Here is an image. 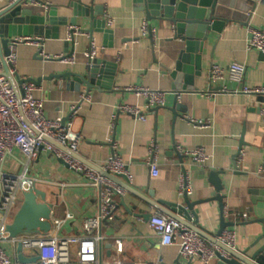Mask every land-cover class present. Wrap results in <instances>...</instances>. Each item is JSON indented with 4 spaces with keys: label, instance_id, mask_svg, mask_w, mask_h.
I'll list each match as a JSON object with an SVG mask.
<instances>
[{
    "label": "crops",
    "instance_id": "obj_1",
    "mask_svg": "<svg viewBox=\"0 0 264 264\" xmlns=\"http://www.w3.org/2000/svg\"><path fill=\"white\" fill-rule=\"evenodd\" d=\"M75 2L98 9L96 19L106 21L112 39L97 31L91 37L86 31L90 28V18L78 17V24L70 25V20L75 18L70 5ZM10 3V0H0V12ZM250 3L253 9L247 14L246 24L232 22L221 34L209 33L201 75L194 78V90L174 91L173 80L165 67H174L182 46L172 41L174 34L169 24L159 27L153 22L151 31L146 12L136 0L30 1L29 8L35 11L57 8L58 18H66L68 25L60 27V39L34 37L43 44L18 45L16 74L21 80H41L36 85L35 97L44 101L47 119H66L71 108L78 106L74 130L82 139L76 155L101 169L113 155L115 144L116 153L129 166L132 175L131 183L125 179L121 182L127 183L133 191L125 190L124 196L112 198L117 210L102 223L98 232L102 236L100 263L203 264L198 259L180 258L176 245H162L149 224L157 214L168 216L172 212L171 203H183L184 197L179 194L183 168L189 173L193 188L190 200L202 202L195 207L200 229L212 237L220 230V203L212 199L215 189L210 182V174L218 172L224 185V217L234 224L229 229L236 232V251H244L264 234V225L258 222L264 218V174L259 173L264 164V97L245 95L239 84L230 81L212 88L220 91L225 86L227 91L216 92L212 97L206 95L212 64L225 68L235 62L244 64L247 67L245 86H264V53L248 48L249 28L264 30V0ZM144 21L149 25L145 37L142 36ZM109 22L112 23L110 27ZM73 27L83 33L74 36V45L69 42L75 62L66 64L61 58L66 56L68 31ZM53 34L51 31L50 36ZM91 56L114 64V68L105 66L114 71L112 78L104 75L111 80V89L100 87L88 91L85 85H71L73 78L52 77L66 72L85 74ZM189 66L195 69L194 60ZM128 88L172 93L166 98V106L155 110L148 107L145 98L126 91ZM174 92L185 93L177 100ZM84 94L90 95V102H80ZM176 104L184 108L180 117L173 112ZM120 106L139 107L146 120L138 121L129 114L120 113ZM152 143L159 148L160 174L157 178L152 177L147 165ZM197 147L205 148L211 157L205 169L177 151V148L193 150ZM240 151L242 158L238 164L236 156ZM23 162L22 154L15 151L6 159L4 170L20 174ZM29 175L37 180L36 188L53 205V222H64L60 232L62 238L80 236L84 221L98 215V193L86 186L87 178L47 150L40 152L30 166ZM22 201L23 196L21 204ZM35 253L29 249L23 252L28 259L35 258ZM9 254L15 256L12 248ZM71 257L73 264H77L76 246L71 248ZM210 264H218V261Z\"/></svg>",
    "mask_w": 264,
    "mask_h": 264
},
{
    "label": "built area",
    "instance_id": "obj_2",
    "mask_svg": "<svg viewBox=\"0 0 264 264\" xmlns=\"http://www.w3.org/2000/svg\"><path fill=\"white\" fill-rule=\"evenodd\" d=\"M17 0H10L13 4ZM255 4L263 0H249ZM112 25L108 23V27ZM149 25L146 21L142 24V36L149 32ZM248 48L264 53V30L249 28ZM83 31L78 28H70L67 41H72L74 36ZM33 39H16L10 44V54L5 58L10 73L16 74L17 47L20 44L35 43ZM94 40L92 49L94 50ZM93 56V55H92ZM91 56V58H93ZM63 59V57L61 58ZM66 64H74L75 58L63 59ZM247 67L244 64L232 63L227 68L212 64L208 82V97H212L216 92H225L224 86L220 91L212 88L221 86L226 81H230L241 86V92L248 96H263L264 86L250 88L245 86ZM21 93L17 95L8 79L4 76V69L0 62V264H21L17 259V247L22 245L25 250H35V258L39 260L34 264H73L71 248L77 247V264H102L99 260V243L102 236L98 233L104 220L111 218L117 210L116 204L112 201L115 196H124L126 191L100 175L97 171L77 160L51 142H55L63 148H67L72 153H77L81 135L74 130V120L78 106L71 108L68 119L59 118L49 120L45 115V104L43 100L37 99L35 93L38 87L34 83H25L20 88ZM128 92H135L147 100L148 107L163 108L166 106V98L172 92L154 91L147 88H128ZM185 92H174L177 100H181ZM89 94L81 96L80 102H90ZM120 113L129 114L138 121H145L146 115L139 107L120 106ZM264 122V108L262 110ZM116 145H113V155L101 168L102 171L113 176H123L129 183L132 182V175L129 166L116 153ZM47 150L57 159L66 163L69 168L76 173L83 174L87 178L86 186L94 189L98 193L99 213L94 218L84 221L82 234L78 237L62 238L61 229L63 221L53 222V229L48 234L33 233L24 234L18 237H10L7 228L12 224L14 217L21 206V199L24 193L36 187L37 180L30 177V166L39 158L40 152ZM15 151H19L24 157L23 171L20 174L8 173L4 170V164L9 156ZM178 154L189 158L193 164L201 169H205L211 160L207 150L197 147L193 150L177 148ZM242 151L239 152L237 163L241 162ZM151 175L157 178L159 170V148L156 143L149 147V159L147 162ZM260 174H264V164L260 168ZM193 188L189 173L184 171L179 180L180 196H191ZM150 227L160 238L164 246L176 245L179 247L180 258L187 261L200 260L203 264H210L220 259H229L230 256L224 250L202 238L194 231L188 229L181 223L165 215L157 214L150 219ZM218 241L227 248L236 251V232L226 229L218 238ZM12 248L15 256L9 254ZM109 264H122L112 262ZM155 264V263H146Z\"/></svg>",
    "mask_w": 264,
    "mask_h": 264
},
{
    "label": "water",
    "instance_id": "obj_3",
    "mask_svg": "<svg viewBox=\"0 0 264 264\" xmlns=\"http://www.w3.org/2000/svg\"><path fill=\"white\" fill-rule=\"evenodd\" d=\"M31 0H17L15 3H10L0 12V62L4 69V76L8 79L12 88L17 95H20V87L25 83H34L38 85L41 80L20 79V76L10 73L8 64L5 60L10 54V44L18 38L34 39V37H52L60 39V27L67 26L66 18H58L57 8H50L49 11H35L29 8ZM141 4V10L146 12L147 19L150 23V29L153 30V22H157L159 27L169 24L174 34L172 41H178L181 44L178 60L173 68L165 67L168 75L173 80L174 91H192L195 76H200L202 68L203 53L205 45L209 40V33L216 32L221 34L224 28L232 22H243L246 24L248 20L247 14L253 9V5L249 0H136ZM74 11V17L70 20V25L76 26L78 21L76 18L91 19L90 28L86 30L92 37L94 31L104 33L106 38H110L112 31L106 28L105 20L96 19L98 9L92 8L75 2L70 5ZM51 31L53 35L50 36ZM83 31V30H82ZM85 31V32H86ZM84 32V33H85ZM35 43L43 44L42 40H32ZM74 45V38L70 41ZM66 56L63 59L70 58L73 53V48L70 51L69 41L66 43ZM39 53H37V56ZM194 55V56H193ZM61 59V61L63 60ZM194 60L195 69L189 65ZM112 67L114 64L104 63L102 60L90 58L85 74H74L66 72L59 76H52L58 79H71V85H85L90 91L94 88L103 87L111 89V80H107L104 75L113 77L114 71L105 69ZM112 72V74L110 73ZM107 76V77H108ZM52 79V78H49ZM104 81H107L106 84ZM109 81V82H108ZM156 108L155 110H158ZM173 112L177 117L184 112V108L176 104ZM68 118H66L67 120ZM57 148L62 149L77 160L97 171L100 175L108 178L127 192H132L133 189L126 183L121 182L125 179L123 176H113L102 171L100 168L82 160L78 155L72 153L67 148H63L55 142H51ZM242 150V147H240ZM239 153L236 158H238ZM183 171H186L183 168ZM220 173L212 172L210 174V182L215 189L213 200L220 203L221 219L220 230L216 237H212L198 227L199 216L195 207L202 202H192L188 196H183V203H171L172 212L168 216L176 220L188 229L194 231L208 242L215 244L226 253L229 254V259H220L218 264H264V234L258 237L254 243L242 252H237L227 248L224 244L218 241L220 235L234 224L228 223L224 217V199L222 195L224 185L220 179ZM161 203H164L161 201ZM169 204V203H167ZM165 209V208H160ZM164 211V210H163ZM168 211V210H166ZM53 205L46 201V196L36 187L27 193L23 194V201L19 211L12 224L7 228L10 237L15 238L24 234L43 233L48 234L53 229ZM108 219L104 220L106 222ZM264 225V218L258 221ZM17 259L21 264H34L39 258L28 259L23 254V247H17Z\"/></svg>",
    "mask_w": 264,
    "mask_h": 264
}]
</instances>
